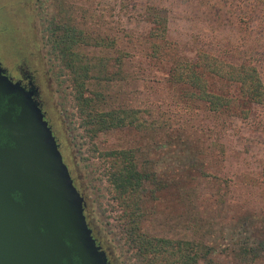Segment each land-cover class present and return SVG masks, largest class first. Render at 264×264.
<instances>
[{
    "label": "rangeland",
    "instance_id": "obj_1",
    "mask_svg": "<svg viewBox=\"0 0 264 264\" xmlns=\"http://www.w3.org/2000/svg\"><path fill=\"white\" fill-rule=\"evenodd\" d=\"M150 7L166 16L170 54H151ZM49 16L113 40L111 47L82 49L104 59L88 91L101 93L99 109L137 110L139 126L111 129L92 141L82 135L67 76L45 42ZM13 44L36 70L43 108L111 264L133 262L97 153L122 148L132 149L139 166L153 173L141 203L143 232L205 244L210 252L199 264H264V258L238 253L264 239V106L241 103L233 86L217 82L213 89L227 93L232 106L214 113L168 76L175 50L191 56L198 46H210L221 56L256 62L264 81V1L0 0L6 66L16 60Z\"/></svg>",
    "mask_w": 264,
    "mask_h": 264
},
{
    "label": "trees",
    "instance_id": "obj_2",
    "mask_svg": "<svg viewBox=\"0 0 264 264\" xmlns=\"http://www.w3.org/2000/svg\"><path fill=\"white\" fill-rule=\"evenodd\" d=\"M264 1V0H260ZM151 54L163 51L170 54L166 42L167 19L159 10L147 8ZM45 42L64 71L71 88L73 106L82 135L90 141L99 133L139 126L137 110L133 108L99 109L100 92H89L87 83L104 69V59L88 56L82 49L113 46L112 39L88 34L68 19L46 18ZM172 55L168 76L172 84L182 85L186 97L202 102L211 112L227 111L232 99L227 93L213 89V83H222L236 89L237 98L248 106H264V81L257 63L248 58L221 56L210 46H198L191 56ZM234 101V100H233ZM103 163L102 175L107 184L120 237L129 251L133 264H199L208 258L210 247L201 242L149 235L140 228L143 215L141 203L147 183L154 181L153 173L141 168L132 149H110L97 153ZM264 182V164L260 171ZM238 253L251 261L264 258V239L255 245L240 247Z\"/></svg>",
    "mask_w": 264,
    "mask_h": 264
},
{
    "label": "water",
    "instance_id": "obj_3",
    "mask_svg": "<svg viewBox=\"0 0 264 264\" xmlns=\"http://www.w3.org/2000/svg\"><path fill=\"white\" fill-rule=\"evenodd\" d=\"M1 72L0 264H107L37 103Z\"/></svg>",
    "mask_w": 264,
    "mask_h": 264
},
{
    "label": "flooded vegetation",
    "instance_id": "obj_4",
    "mask_svg": "<svg viewBox=\"0 0 264 264\" xmlns=\"http://www.w3.org/2000/svg\"><path fill=\"white\" fill-rule=\"evenodd\" d=\"M10 51L12 52V58H13L12 60H15V59L16 60L12 63L11 66H6L0 59V68L2 69L1 74L5 75L10 82L17 83L19 85V87H21L25 92H29L32 100L35 101V103H37V106L39 107V109L43 115V119L46 121L52 135L54 136V138L57 142L58 150L61 154V157H62L64 164L67 167V171L70 175L72 183L83 199L82 213L84 215L85 222L90 229V233H91L92 238L94 239V243L96 245H99V247L104 251L107 264H111V260L109 259V254L107 252V249L101 245V242L98 239V235H99L98 230L95 231L94 227L92 225H90V223H89V219H88L89 213H88V210L86 208L87 206H86V202L84 200V196L82 195V192L80 191V189L76 186L74 178L72 177L71 172L69 170V167H68L67 163L64 161L63 155L61 153L59 142H58V140L54 134V131H53V129L49 123L48 117L46 115V111L43 108V102H42V99L40 96V88H39V85L36 81V74H37L36 70L31 67V65L27 61L26 57L23 55L22 47H20V46L16 47V44H13L10 46ZM14 114H15V112L8 110V106L5 105L4 100L0 101V134L2 131H4L2 128L3 121L5 119L7 120L8 118L12 119L14 117ZM0 143H1V136H0Z\"/></svg>",
    "mask_w": 264,
    "mask_h": 264
}]
</instances>
